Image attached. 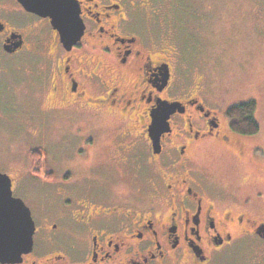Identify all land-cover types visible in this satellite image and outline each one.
<instances>
[{
    "label": "flooded vegetation",
    "instance_id": "af4514ba",
    "mask_svg": "<svg viewBox=\"0 0 264 264\" xmlns=\"http://www.w3.org/2000/svg\"><path fill=\"white\" fill-rule=\"evenodd\" d=\"M77 1L84 31L67 49L51 18L27 11L18 0L26 33L8 28L1 17L8 1L0 0V42L13 51L2 50L34 64L20 85L21 98L45 105L66 128L76 126V137L87 122L90 148H107L84 183L73 181L71 171L57 179L45 172L41 183L49 189L39 204L43 214L34 219L32 250L0 264H264L262 188L245 196L214 185L211 165L203 161L209 154L250 159L256 134L235 131L228 113L256 100L227 106L229 90L209 83L204 48H193V65L183 64L178 0L168 11L153 0ZM205 25L188 28L202 32ZM200 32L194 36H204ZM168 103L176 106L156 151L149 129ZM38 153L31 152L35 175L47 164Z\"/></svg>",
    "mask_w": 264,
    "mask_h": 264
},
{
    "label": "rangeland",
    "instance_id": "374dc122",
    "mask_svg": "<svg viewBox=\"0 0 264 264\" xmlns=\"http://www.w3.org/2000/svg\"><path fill=\"white\" fill-rule=\"evenodd\" d=\"M7 1L1 17L8 28L12 26L26 33V12L14 0ZM170 1L153 0L165 11L169 9ZM178 1L182 7L180 22L183 23V38L177 43L181 48L184 46L185 52L181 55L183 64L188 65L189 62L193 65L192 59L198 56L193 50L201 52L204 48V57L210 61L206 64L211 82L208 81L215 89L224 87L229 90L225 96L227 106L250 99L258 103L255 118L260 130L250 137L249 143L253 147L250 159L243 162L235 158H221L220 154H209L203 160L212 166L207 168L209 177L214 185H227L245 196L259 190L258 187L262 188L260 192L264 195V183H261L264 180V15L259 13H264V0ZM193 5L204 7L195 8ZM194 23H206L204 30H199L204 36H194L199 32L193 27L188 28ZM3 47L0 42V171L14 178V195L26 202L34 219L39 221L43 214L40 200L49 189L47 184L41 183L45 172L53 171L57 179L71 171L73 181L84 183L88 170L97 168L95 161L106 159L107 148H90L87 122L80 123L78 128L82 131H76L80 135L76 137L73 134L76 126L69 128L68 125L66 128L63 121L45 111V105L43 110L40 104L21 98L23 92L20 85H23L27 70L34 64L24 54L11 56L5 53ZM26 129H31L32 135H27ZM37 129L42 130V136H37ZM33 150H38L47 163L41 175L34 173ZM148 157V152H145L144 159ZM258 166L262 168L260 173L255 171ZM43 203H47L46 209L53 208L51 202Z\"/></svg>",
    "mask_w": 264,
    "mask_h": 264
},
{
    "label": "water",
    "instance_id": "95a60500",
    "mask_svg": "<svg viewBox=\"0 0 264 264\" xmlns=\"http://www.w3.org/2000/svg\"><path fill=\"white\" fill-rule=\"evenodd\" d=\"M30 12L50 17L51 24L61 34V41L71 49L80 39L84 24L77 0H18ZM4 24L0 21V32ZM4 48L12 52L7 42ZM176 104H165L154 114L149 134L156 151L160 147V134L168 129V114ZM36 225L31 209L13 192L9 174L0 171V262H14L32 250Z\"/></svg>",
    "mask_w": 264,
    "mask_h": 264
},
{
    "label": "trees",
    "instance_id": "16d2710c",
    "mask_svg": "<svg viewBox=\"0 0 264 264\" xmlns=\"http://www.w3.org/2000/svg\"><path fill=\"white\" fill-rule=\"evenodd\" d=\"M256 110V101H250L249 103L232 107L228 115L233 119L232 126L234 130L241 134H257L260 127L255 119Z\"/></svg>",
    "mask_w": 264,
    "mask_h": 264
}]
</instances>
